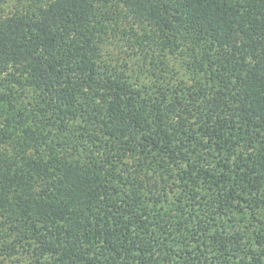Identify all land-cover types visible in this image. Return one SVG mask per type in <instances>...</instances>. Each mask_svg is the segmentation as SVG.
I'll use <instances>...</instances> for the list:
<instances>
[{
	"label": "trees",
	"instance_id": "trees-1",
	"mask_svg": "<svg viewBox=\"0 0 264 264\" xmlns=\"http://www.w3.org/2000/svg\"><path fill=\"white\" fill-rule=\"evenodd\" d=\"M0 264H264V0H0Z\"/></svg>",
	"mask_w": 264,
	"mask_h": 264
}]
</instances>
